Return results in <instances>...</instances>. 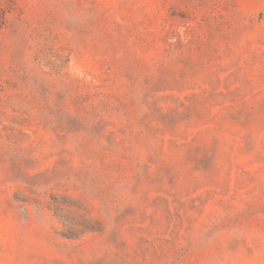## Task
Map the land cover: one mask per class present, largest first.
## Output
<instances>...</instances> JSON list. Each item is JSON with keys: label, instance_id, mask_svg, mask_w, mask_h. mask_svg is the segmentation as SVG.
Wrapping results in <instances>:
<instances>
[{"label": "rangeland", "instance_id": "1", "mask_svg": "<svg viewBox=\"0 0 264 264\" xmlns=\"http://www.w3.org/2000/svg\"><path fill=\"white\" fill-rule=\"evenodd\" d=\"M0 264H264V0H0Z\"/></svg>", "mask_w": 264, "mask_h": 264}]
</instances>
